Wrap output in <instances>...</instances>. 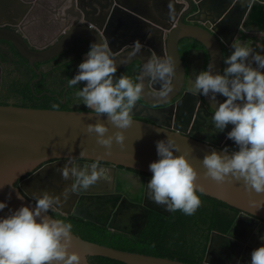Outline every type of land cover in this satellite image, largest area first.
Wrapping results in <instances>:
<instances>
[{
	"label": "water",
	"instance_id": "water-1",
	"mask_svg": "<svg viewBox=\"0 0 264 264\" xmlns=\"http://www.w3.org/2000/svg\"><path fill=\"white\" fill-rule=\"evenodd\" d=\"M50 1L0 0V39L11 42L31 64L54 58L82 39L89 44L108 42L118 68L139 61L141 69L142 63L152 55L171 56L176 62L172 90L168 96L161 97L157 94L160 85L145 77L142 100L137 101L132 110L133 122L123 129L115 127L105 115L90 109L40 108L13 102L0 104V185H3L0 200H5L9 194L11 197L0 215H6L21 204H34L36 196L43 191L61 193L71 183V179L65 180L60 174V169L69 161L85 165L99 160L100 166L109 169L111 179L107 182L98 180L97 186L105 184L101 187H92V184L83 191L70 194L56 211L138 236L152 210L170 215L148 199L146 183L151 177L148 164L158 158L155 141L172 137L178 145L174 154L186 155L198 173L196 182L203 188V193L241 210L225 236L246 243L247 247L264 244V241L257 242L264 236V220H261L264 219V206L253 208L249 203L264 201V193L246 189L242 180L217 182L204 175L201 161L206 153L237 150L234 142L226 139L229 125L224 131L217 130L221 142L185 135L177 127L190 121L195 97L188 93L186 85L182 96L169 103L181 92L186 80L179 41L185 37L198 41L202 45L203 58L207 54L209 64L213 65L212 70H220L223 58L229 53H224L222 42L225 38L218 27L226 23L231 12L242 19L245 16V22L257 16L264 23V0L260 3L253 0H58L55 4ZM54 20L63 21L57 32L60 34L46 40ZM243 29L250 32L245 25ZM34 30L39 31L40 41L45 40L43 44L36 43L38 37L33 35ZM258 30L264 33V28ZM136 40L143 48L134 56H128L130 46ZM260 43L264 45V34ZM121 59L125 62L121 63ZM203 97L199 105L203 108L208 105L213 112L217 102ZM222 99L217 97V100ZM140 116L148 117L152 122L138 118ZM97 123L107 127L105 136L113 137L107 153L106 147L97 143V134L87 130L88 125ZM117 134L122 137L121 142L115 140ZM16 193L23 200L17 199ZM72 197L80 199L72 202ZM84 199L92 202L82 207ZM94 209L98 210L94 213ZM49 215L55 217L51 211ZM243 230L245 234L241 236ZM214 237L215 233H212L205 264H212L208 254ZM69 250L80 254L81 264H91L89 256L94 255L126 264H193L107 246L74 232Z\"/></svg>",
	"mask_w": 264,
	"mask_h": 264
},
{
	"label": "clouds",
	"instance_id": "clouds-1",
	"mask_svg": "<svg viewBox=\"0 0 264 264\" xmlns=\"http://www.w3.org/2000/svg\"><path fill=\"white\" fill-rule=\"evenodd\" d=\"M151 2V0H150ZM261 2V0H253ZM171 4L169 11L171 13ZM151 35V33H149ZM128 56L140 52L139 40L131 44ZM230 53L223 58V67L213 71L208 64L193 70L187 89L192 96H207L217 102L211 113L213 128L226 132L237 150L223 149L206 153L202 158L205 176L217 182L242 180L246 189L264 193V47L257 51L248 42L234 38ZM116 58L105 41L92 42L77 65L76 73L67 80V86L80 85L74 90L79 103L96 114H103L117 128H127L132 121V110L142 98L144 78L158 83V95L166 97L172 90L176 62L171 56L152 55L142 63L135 76L117 75ZM121 59V63H124ZM82 83V86H81ZM217 97H223L217 100ZM53 108L56 105H52ZM96 133L97 143L110 150L113 137L105 136L103 124L87 126ZM117 142L122 137L115 136ZM157 159L148 164L151 177L146 183L147 197L169 212L180 210L192 215L201 205L203 188L196 182L198 173L181 153L174 154L178 145L172 137L155 141ZM61 177L71 179L61 193L43 191L34 204H21L0 215V264H81V256L70 251L73 225L70 221L49 215L74 194L87 189L98 180L111 179L109 169L100 166L99 160L81 165L69 161L60 169ZM3 185H0L2 188ZM17 199L23 197L16 193ZM0 200V210L7 207V199ZM260 208L264 201H250ZM264 240V236L260 237ZM248 264H264V244L250 253Z\"/></svg>",
	"mask_w": 264,
	"mask_h": 264
},
{
	"label": "trees",
	"instance_id": "trees-1",
	"mask_svg": "<svg viewBox=\"0 0 264 264\" xmlns=\"http://www.w3.org/2000/svg\"><path fill=\"white\" fill-rule=\"evenodd\" d=\"M3 41L0 39V42ZM85 41L87 47L75 57L68 58L65 54L56 56L58 60L48 65V70L40 68L44 61L31 64L11 42L6 41L9 50L0 48V104L13 102L16 105L40 108H53L55 104L54 109L87 110L73 95L80 85L71 88L67 86V80L76 73L77 65L83 59V53L89 49L90 44ZM80 42L77 40L71 48L79 46ZM139 69L140 62L134 61L126 67L117 68V75L123 73L135 76ZM200 199L201 205L192 215H185L180 210L170 215L152 210L138 236L112 230L77 215H61L54 211L52 214L56 218L70 221L73 232L90 241L123 250L205 264L212 233L215 231V237L225 235L239 209L205 193ZM89 260L91 264H126L101 255L89 256Z\"/></svg>",
	"mask_w": 264,
	"mask_h": 264
},
{
	"label": "flooded vegetation",
	"instance_id": "flooded-vegetation-1",
	"mask_svg": "<svg viewBox=\"0 0 264 264\" xmlns=\"http://www.w3.org/2000/svg\"><path fill=\"white\" fill-rule=\"evenodd\" d=\"M57 1H55V3H57ZM58 3H59V1H58ZM62 25H63V21L60 20V22H58L57 20H54L50 26L51 27L50 33H52L54 30L57 31V29L61 28ZM59 34L60 33H55L53 35V37L56 38ZM239 40H241V39H239ZM78 41H81L79 46L72 49L71 47L74 45V44H72L69 48H67L68 52L66 49L62 53L58 54L57 56H59V55L64 56V54H65L68 56V58L75 57L79 51H81L83 48L87 47V45H88L84 39L78 40ZM201 46L202 45L198 41H196L195 39L190 38V37L182 38L179 41L180 53H181V56L184 60V65L186 68V80H185V84H184L183 88L181 89V92L173 100L169 101V103L175 102L177 99H179L182 96L183 92L186 89V85L189 87V85L191 83V78L194 75L193 70L199 71L209 64L208 55L206 54L204 58L202 56V52L200 50ZM9 47L10 46L7 44L6 41L0 42V48L2 50L8 51ZM223 49H224V53H225L224 46H223ZM84 53H86V52H84ZM84 53H83V55H84ZM8 58L11 59L10 57H8ZM56 59L57 58L55 56L51 60H48L51 62L44 61L41 64L40 68H42L43 70H48L50 68L48 65L56 62ZM130 64H128V65H130ZM124 67H126V66H124ZM203 100H204L203 96H195V101L193 100L195 103V106H194V109L192 110V117L190 118V121H188L187 124L181 125L180 127L178 126L177 129H178V131L182 132L185 135L192 136V137H195L198 139H202V140L209 139L210 141H213L215 143H216V141L221 142L222 139L220 138L218 131L216 129H214L213 125H212V121H211L212 110H211V108L208 105H206V107H205L207 109L206 110L205 108H203V106L199 105V103H201ZM138 118L145 120V121H148V122H152L151 119L148 117L140 116ZM231 127H232V125H229V129ZM170 128L174 129V126H171ZM102 185H105V184L102 183ZM102 185L100 184L99 186H97L94 183L92 185V187H101ZM106 185H108V184H106ZM79 199H80V197L76 198V199H75V197H72L71 201L74 202L75 200H79ZM91 202L92 201H88L87 199H84V200H82L81 205H82V207H86V205L90 204ZM159 206L161 208H163V206H161V205H159ZM97 210L98 209H94L92 211L95 213ZM240 211L241 210L239 209L238 215H239ZM51 212H53V211H51ZM54 212H57V211L54 210ZM61 215H63V214H61ZM136 218L139 219V215H137ZM242 220H244L243 223L244 222L247 223L245 221V219H242ZM261 220L263 221L264 219H261ZM135 226H136V224L134 221L133 227L135 228ZM243 232H244V230L242 231V233H240L241 236H244L245 232L244 233ZM263 241L264 240H257V242H259V243H262ZM252 248H256V247H254V246L247 247L246 243H242L240 241H237V240L230 238V237H227L225 235H223V236L217 235L216 237H214V239L212 241V247H211L210 252L208 254V259L210 261H212V264H248V261H250V258H251L250 253L253 250ZM207 250H208V248H207ZM206 256H207V251H206L205 259H206Z\"/></svg>",
	"mask_w": 264,
	"mask_h": 264
},
{
	"label": "crops",
	"instance_id": "crops-1",
	"mask_svg": "<svg viewBox=\"0 0 264 264\" xmlns=\"http://www.w3.org/2000/svg\"><path fill=\"white\" fill-rule=\"evenodd\" d=\"M48 1L51 2L50 0ZM207 17L210 18L211 15ZM249 21L250 22L248 21L245 22V16L242 19L238 17L236 13L233 14L231 12L230 15L227 17L226 23H223L221 27H218L220 34L223 36L222 38L223 39L225 38L224 41L222 42V45L225 48V54L230 53L231 49L229 48V45L232 43L234 38L236 39L239 38L241 39V41L248 42L257 51H260L261 48L264 47V45L260 43L264 33L262 32V30H258L264 28V23L261 22L260 18H258L257 16L256 18H252ZM244 25L246 26L247 29L250 30V32L244 31L245 30L243 29ZM237 30L240 31L237 33ZM240 32L243 33V35H241L242 38L239 36Z\"/></svg>",
	"mask_w": 264,
	"mask_h": 264
},
{
	"label": "rangeland",
	"instance_id": "rangeland-1",
	"mask_svg": "<svg viewBox=\"0 0 264 264\" xmlns=\"http://www.w3.org/2000/svg\"><path fill=\"white\" fill-rule=\"evenodd\" d=\"M52 1H54L53 3L55 4V1H57V0H52ZM45 32H47V31H45ZM57 32H59V29H57V31L56 30H54L52 33H50L49 34V36L47 37V38H45L46 40H49V39H52L53 38V35L55 34V33H57ZM38 33H39V31L38 30H34L33 31V35L35 36V37H38ZM32 34V33H31ZM41 39H40V37H38L37 38V40L35 39V41H36V43H39V44H43V42L45 41H40Z\"/></svg>",
	"mask_w": 264,
	"mask_h": 264
}]
</instances>
